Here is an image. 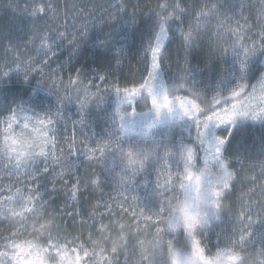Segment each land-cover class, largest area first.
Masks as SVG:
<instances>
[{
    "label": "snow or ice",
    "instance_id": "obj_1",
    "mask_svg": "<svg viewBox=\"0 0 264 264\" xmlns=\"http://www.w3.org/2000/svg\"><path fill=\"white\" fill-rule=\"evenodd\" d=\"M130 6L136 7L127 0L107 7L76 0H34L27 13L25 38L4 35L10 45L15 40L16 48L39 40L43 55L39 61H29L22 77L20 71L15 76L24 82L45 77L49 54L56 55L57 42H63L70 28L75 29L80 39L73 35L69 44L78 50L88 24L99 16L134 27L135 11L129 13ZM254 7L244 0L207 2L198 8L185 7L181 0H158L148 17L146 76L130 88H115L111 131L103 139L93 138L88 114L101 106L104 95L92 81L84 84L80 69L69 76L63 94L62 77L59 84L55 79L51 84L38 81L49 95L55 93L54 110L39 111L26 101L7 105L0 113V217L12 226L0 234V264H246L249 249L256 253V264H264V200L257 198L264 193V158L252 160L230 151L234 134L249 122H259L264 128V74L259 78L248 75L253 61L264 62V21L250 24V17L243 15ZM257 16L264 18V0ZM256 27L258 33L253 32ZM172 39L179 40L186 67H178L166 80L165 53ZM205 45L207 59L203 65H193L189 57ZM215 62L227 67L214 84L205 87L201 74ZM47 75L57 73L53 70ZM12 78L10 71L4 72L0 82ZM97 79L107 80L103 75ZM140 98L150 100L147 111L136 110L134 102L138 105ZM69 105L75 106L71 115ZM177 124H190L189 132L195 130L196 147L204 152L202 166L192 141L161 145L152 135L158 127L171 129ZM80 130L85 136L79 141L82 148L77 147ZM260 154L264 157V146ZM86 160L100 166L91 180L80 176ZM161 168L168 173L163 184ZM246 168L253 173L247 180L251 187L240 191L236 197L240 210L233 213L232 204L225 200L235 195L236 177ZM153 174L155 179H151ZM48 177L53 178L48 183L69 186V199L75 202L72 211L67 202L62 208L57 206L53 193L58 189L53 186L49 191ZM141 187L157 201L155 211H147L137 194L126 195ZM81 189L85 193L107 189L108 196H101L87 212L76 211L81 207ZM256 209L261 226L252 231ZM225 215L234 216L236 224L209 248L204 238L212 222ZM65 216H79L87 231L71 236L64 226ZM148 235L152 238L147 239Z\"/></svg>",
    "mask_w": 264,
    "mask_h": 264
},
{
    "label": "trees",
    "instance_id": "obj_2",
    "mask_svg": "<svg viewBox=\"0 0 264 264\" xmlns=\"http://www.w3.org/2000/svg\"><path fill=\"white\" fill-rule=\"evenodd\" d=\"M30 1L31 0H0V76H2L4 72L9 71L13 74L11 80L4 79L0 82V113L5 112L7 110V105L13 101H21L31 97L32 105L39 111L54 110L55 93L49 95L38 81L42 80L45 81L46 84H51L55 79L57 84H59L60 78L62 77L64 84L61 86V94H63V87L68 86L67 82L69 76H75V71L80 69L84 75V77H82L84 84H88L89 81H92L93 84L100 86L101 94L104 95L101 106L99 108L93 107L89 110L88 122L94 139L98 140L105 138L107 133L111 131V114L114 106L115 88H130L134 84L140 83L143 77L146 76L149 66V61L145 54V48L150 35V22L148 17L150 12L155 9L158 0H127L129 5L136 6L135 8L131 6L128 8L129 13L135 11L136 24L132 28H129L127 25L123 24V22L116 23L106 17L99 16L100 9H97L96 12L99 19H92L88 24L87 36L83 38L84 41L79 49L75 50L73 46L69 44V41L73 39V35H75L77 39H80V33L70 28L63 42H57V46L54 49L57 51L56 55L52 56L49 54V65L45 68V77H30L28 82H24L22 78H17L15 73L20 71L22 77L23 70L28 66L29 61H39L40 57L43 55L42 50H40V41L37 40L35 43H28L27 47L22 46L16 48L14 47L15 40L13 41V45L8 44L4 34L7 32L17 40L25 38L28 12L24 7L30 5ZM186 1L187 0H181V2L188 7H190V5L199 7V5H203L204 3L202 0H189L188 3ZM63 2L64 1L61 0V3ZM68 2L71 3L73 0H69ZM76 2L107 7L109 3H117L120 2V0H77ZM160 2H163V0H160ZM41 24L43 25V21ZM77 27H79V25H77ZM60 30L63 31V28ZM109 33L112 34L111 39L108 38ZM53 35H55V33H53ZM56 38L59 39V37ZM61 44L62 46H59ZM170 45L171 43L168 44L166 53L169 52ZM168 55L171 61L176 60V56L172 57L170 53H168ZM207 56V53L202 52L200 56L196 55L193 59L196 58V62L203 65ZM17 57H19L18 60ZM14 60L17 62L13 63ZM164 63H169V60L166 59ZM6 65H8V67H6ZM53 70L56 71L57 75L55 77L48 76L47 74ZM261 71L262 67L260 66L252 77L257 78ZM99 75L105 76L107 80H98L97 76ZM251 82L254 83V79H252ZM80 87L83 88V85H80ZM105 89L108 90L107 93H104ZM92 91H95V88H93ZM179 94L181 93H178V95ZM68 110L70 115L73 114L75 112V106L69 105ZM0 119H2V117H0ZM252 127L254 126L247 124L245 127L236 131L232 138L233 141L230 145V151H239L245 156L243 147H238V141L240 140L239 138L243 137L244 139H249L248 142H253L255 139L251 138L250 140L251 135L249 133ZM2 128L3 125H0V131H2ZM190 129V124H184L183 126L177 124L174 125L169 132H161V134L156 137L163 138L164 145L169 146H177L179 144L178 141L181 139H183L186 144L192 141V146L195 151L199 153L201 158L202 151L196 147L195 130L192 129L189 132ZM83 133L84 130H80L77 133L78 148H82L79 141L85 139ZM258 134L263 140L262 145H264V129L259 130ZM68 135H71L70 131ZM61 143H63V141ZM251 155L252 154L249 153L246 157L257 160ZM89 164L98 166V164L86 160L81 167L80 176L82 179L89 180L88 178H95L96 171L100 169L99 166L95 168L88 167ZM235 167L239 168V164H236ZM85 170H87V175H85ZM256 170L259 171V169ZM0 171H2V169H0ZM252 174V171L246 168L245 171L238 173L236 177L235 195L227 197L225 200V203L232 204L233 213L240 210V204L236 197L239 196L241 190H246L247 187H251V185L247 183V180ZM48 179L53 180L52 177H48ZM55 185L56 189L60 188L56 196H63L65 186L60 183H55ZM107 192L108 190L105 189L103 192L93 190L90 193H85L83 189H81V192L78 193V201L81 206L80 211L87 210L91 205L96 204L102 193L106 195ZM68 198L69 195L65 194L62 201H66ZM257 198L264 200V193H258ZM57 199L58 197H56V201ZM78 209L79 208H77L76 211ZM257 211H259V209L253 212V218L255 216L256 221H252L251 223L252 231L259 230L261 226L259 223L260 216L256 214ZM229 220L230 218L225 215L220 221L212 222L207 234L208 242L212 241L210 246L207 245L209 248H212V245L216 243L219 238L217 237V233H219L222 228L227 227L228 223H230ZM79 221V216L70 217L69 220L66 221L64 226L67 227L71 236L72 234L74 236H81L87 231V226L82 227ZM0 225L4 227L3 224ZM212 250L213 252L215 251V249ZM256 262L257 256L255 251L249 249V253L246 257V264H256Z\"/></svg>",
    "mask_w": 264,
    "mask_h": 264
},
{
    "label": "rangeland",
    "instance_id": "obj_3",
    "mask_svg": "<svg viewBox=\"0 0 264 264\" xmlns=\"http://www.w3.org/2000/svg\"><path fill=\"white\" fill-rule=\"evenodd\" d=\"M38 1L40 2V0H38ZM38 1L35 0L36 3H39ZM188 1L189 0H187L186 2L188 3ZM202 1L204 3H207V2H211V3L221 2L222 3L223 2V0H202ZM33 3H34V0H31L30 1V5H26L28 7L27 8L24 7V9L27 12H30L31 11V5ZM244 3H245V5L251 3V4H253L255 6L251 13L249 11H247V10H245L244 13H243V15L245 17H250V19H249V23L250 24H259L262 21H264V18H258V16H257V12L259 10V6H260V3H261V0H244ZM182 5L185 6V7H188L187 5H185L183 3H182ZM201 5H199V6H201ZM190 7H193V5H190ZM185 23H187V21H185ZM241 23H243V20H241ZM259 31H260L259 27H256V28L253 29V32H255V33H258ZM257 42H259V37L258 36H257ZM170 43H171V45H170V48H169V52L168 53H170V55L172 57L173 56H176V60L175 61H171L168 53H165V60L166 59L169 60V63H166V64L164 63V77H165L166 80H167V78L169 76H171L175 72V70L178 67H186V65L184 63V61H185L184 60L185 59V54H184V51L182 50V48L180 47L179 40L172 39V41ZM167 48H168V45H167ZM202 52L207 53V55H208L207 45L202 46V47L196 49L192 53V55L189 57L190 60L192 61L193 65L198 64L196 62V60H195L196 58L193 59L194 56H196V55L197 56H200L202 54ZM171 53H173L174 55L171 54ZM228 64H230V61L228 62ZM260 66L262 67V71L260 73V75H261V74H264V62H260V61H253L252 62L251 66H250V69H249V73H248V75H249L250 78L255 75L254 73L256 72V70L258 68H260ZM226 67H227L226 64H221L220 62L213 63L210 71H205L204 73L201 74L200 80H201L202 85L205 86V87H207V86H210V85L214 84L218 80L219 75L222 72V70H224ZM259 76H257V78H259ZM256 83H257V81L254 79V84H256ZM257 89L259 90V85L258 84H257ZM33 93H35V92H33ZM31 98L24 99V100H21V101H26V102H29L30 104H32ZM134 106L136 107V110L137 111H141V110L147 111L148 108L151 106L150 105V100L149 101H145L143 98H140L139 99V104L136 105L135 102H134ZM249 125L254 126V127L250 128V130H249V133L251 135L250 136V140H251V138H253L255 140L253 142H248L249 139L247 140V139H244L243 137H241V138H239L240 140L238 141L239 142L238 147H240V148L243 147V149H244L243 151H244L245 156H248L249 153H250V154H252L251 156H253L254 158H256V159H262L264 157L260 156L261 155L260 152H261L262 146H264V145H262L263 144V140H262V138L259 137L258 131L261 130V129H264V128H262L260 126L259 122H255V123L249 122ZM171 129H169L167 126L158 127V128H156V129L153 130L152 135L156 137L159 134H161V132H167V131L169 132ZM156 138H157L158 142L161 145H164V143H163L164 141L162 140L163 138H158V137H156ZM178 142H180V140ZM244 142H248V143H244ZM147 143L151 144L152 141H148ZM199 150H201V149H199ZM203 158H204V152L202 151L201 164H202ZM209 158H210V156H209ZM98 166L97 165H91V164L88 165V167H94V168L95 167H98ZM255 171L258 172L257 170H255ZM161 172H162V175L160 177V182L163 184L165 178L168 175V173L165 172L163 170V168H161ZM173 175H175V170H173ZM88 179L91 180L92 178H88ZM151 179H155V174H153V176L151 177ZM49 180H52V179H48L47 178V180L45 181V183L47 184ZM53 186H55V188H56V185L55 184L53 185V183H48L47 184V187H48L49 191L52 190ZM57 189L60 190V188H57ZM64 190H65L64 195L65 194L66 195H69V186H65V189ZM56 193L55 194L53 193V194L56 196ZM136 194L140 198L141 205L143 207H145V209L147 211H155L156 210V208L158 206L157 205V201L153 198V196H152V194H151L150 191H146V190L143 189V187H141L138 190L137 193H126V195H129V196L136 195ZM64 195L63 196L62 195H57L56 196V197H58V199L56 201L57 206L62 208L64 206L65 202H67L69 204V211H72L73 209L71 208V205L73 203H75V202H73L69 198L66 201H62ZM111 195L114 196V197H116V196H118V193L111 192ZM101 196H103L105 199H107L108 192L106 193V195H105V193H102ZM88 210H89V208L87 210H82V211L83 212H87ZM77 211H80V208ZM69 218L70 217L65 216L64 217V220L67 221V220H69ZM234 220H235L234 217L230 218V220H229L230 223H228L227 227L224 226L225 228H222L220 230V232L217 233V237H219L220 239H223L226 234H228L229 232H231L233 226L236 224V222ZM252 221H256V217L255 216H254V218H252ZM0 224H3V226H4V227H2L0 225V234H6V230L9 229V228H11V226H12L11 225V222H3V218L2 217H0ZM151 238H152L151 235H148L147 236V239H151ZM204 239H205V243L208 246H210L212 244L211 243L212 241H209L208 242V238L207 237L204 238ZM248 264H251V263H248Z\"/></svg>",
    "mask_w": 264,
    "mask_h": 264
},
{
    "label": "flooded vegetation",
    "instance_id": "obj_4",
    "mask_svg": "<svg viewBox=\"0 0 264 264\" xmlns=\"http://www.w3.org/2000/svg\"><path fill=\"white\" fill-rule=\"evenodd\" d=\"M72 236H74V235L72 234Z\"/></svg>",
    "mask_w": 264,
    "mask_h": 264
}]
</instances>
